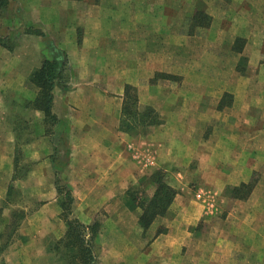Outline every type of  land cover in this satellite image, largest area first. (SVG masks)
Instances as JSON below:
<instances>
[{"label":"crops","instance_id":"obj_1","mask_svg":"<svg viewBox=\"0 0 264 264\" xmlns=\"http://www.w3.org/2000/svg\"><path fill=\"white\" fill-rule=\"evenodd\" d=\"M17 1L25 8L20 11L25 24L33 25L32 19L39 17L38 20L47 29L40 33L27 31L0 36V200H5L15 189L9 184L11 181L24 178L18 172L19 150L22 147L33 160L27 178L29 184H33V194L37 200L45 201L39 210L46 215L39 223L38 220L33 221V226L41 225L40 230L31 233L24 229L20 231L23 237L16 241L14 237L6 239L9 244L0 250V264H63L55 259L57 251L50 246L51 241L56 242L66 231L65 221L61 218L60 196L55 187L56 172L61 183L70 186L74 197L72 214L81 223L90 224L92 220L93 223L97 221L94 219L99 212L106 213L102 222L105 228H100L94 238L97 245H101V251L97 256L94 254L99 264H218V257L212 262L211 257L214 256L199 249L201 243L206 242L196 235L195 228L203 217L204 207L193 198L190 185L185 183L179 194L176 191L171 206H175L177 214L166 223V228L158 232L156 226L162 223L156 225L155 219L145 237L132 233L137 221L125 206L123 197L138 177L149 176L164 166V146L171 148V163L179 164L178 160L181 159L189 163L195 158V114L202 116L199 120L205 126L212 124V120L217 122L216 111L223 112L227 108L219 104L220 95L216 107L207 108L179 104L167 110L162 104L154 102L153 105L152 100L142 103V93L137 90L131 74L132 67L138 65L131 57L132 47L135 43L142 44V41L133 42L131 11L125 8L119 10L116 4L103 9L105 2L119 3L118 0H64L68 5L63 4L62 10H56V6L51 5L54 0ZM121 2L126 4L127 0ZM43 34L51 45L62 52L65 61L60 75L63 78H59L61 81L52 91L51 115L56 119L52 122L33 105L38 88L30 80L31 74L41 66L43 60L52 59L50 49L45 51ZM145 47L141 45L140 50ZM189 63L194 66L192 56H189ZM66 72L68 79L65 81ZM127 85L135 88L139 110L151 106L159 114V122L145 126L132 124L137 130L136 134L121 126L125 119L122 117V107ZM179 101H183L180 94ZM243 110L244 118L251 107ZM167 111L181 119L170 127L165 124L173 130L170 141L165 142L168 137L163 136L164 113ZM261 112L264 113V109ZM262 116L264 120V114ZM228 125L235 131V145H231V136L223 144L238 147L240 153L217 157L215 151L211 150L204 157H199L205 165L202 174L204 181L200 187L214 188L224 195L230 193L229 177L233 171L229 173L225 165H222V169L218 168L216 163H228L229 160L242 162L243 165L237 167L250 171L258 170L264 163V149H260L264 133L259 130L264 128V121L260 123L258 120L254 124L247 117L244 121H229L224 127H219L225 129ZM37 127L42 128L37 131ZM241 130L245 131L243 136ZM61 138L65 141L62 151L58 148ZM148 141L154 143V152H149V146L145 148L150 161L140 167L141 158H135V155L139 156L142 150L135 152V149L141 148L144 142L147 145ZM244 149L250 152H244ZM57 152L65 159H58L55 155ZM148 164L153 166L146 169ZM260 176L253 180L250 191L244 197L233 198L235 208L248 210L250 206H255V198L264 188L261 185L264 174ZM235 177V186L249 180L246 174L236 173ZM201 188L195 192L199 200L204 195ZM241 193L245 194V191ZM35 216L36 213L31 214L30 219L34 220ZM249 217L244 211L237 220V226L247 224L253 227L251 233L237 235L236 243L242 246L238 253L242 260H221L219 264H264V219ZM55 221L61 226L56 241L49 237ZM7 224H13V219L6 218L4 222L0 219V231ZM260 226L263 234L256 235L255 240L253 236L259 232ZM135 231L141 230L136 227ZM205 239L208 241L207 236ZM3 240L0 236V242ZM223 253L232 259L228 251ZM63 254L60 252V257Z\"/></svg>","mask_w":264,"mask_h":264},{"label":"rangeland","instance_id":"obj_2","mask_svg":"<svg viewBox=\"0 0 264 264\" xmlns=\"http://www.w3.org/2000/svg\"><path fill=\"white\" fill-rule=\"evenodd\" d=\"M118 1L119 3L115 1L105 2L103 9L110 8L112 4H116L119 10L129 9L131 11L133 42L142 41L141 45L146 46L140 50L141 45L135 43V47L133 46L131 51V57L138 64L132 67L133 71L131 72V74L133 73L132 77L135 78L133 81L138 87L133 85L142 93L140 98L142 103L152 100L153 105L154 102L159 105L162 104L167 110L176 105L179 106V104L182 106L194 104L207 108L216 107V101L220 95L219 104L227 107L223 112L217 110L216 113L218 114L215 116L218 121L214 122L212 120V124L206 126L199 120V117L202 116L195 114L197 124L196 129L193 130L197 140L195 158L189 163L182 159L178 160L179 164L171 163V148L164 146L163 159L166 160L164 166L159 170L163 173L164 183L173 188L175 194L176 191L179 194L181 188L187 183L186 185H190L193 198H196L198 202L200 201L201 207H204L203 217L195 228L196 235L206 242V244L201 243L199 249L202 252H210L211 256H214V258L211 257L212 262H215V257H218V264L221 260L224 262L242 260L238 254L242 246L236 243L238 240L237 235H241L242 232L243 234H249L253 227L247 224L243 227L237 226V220H240L239 218L242 217L244 211L253 219H264V205H262L264 203V188L256 196L255 206H250L248 210L235 208L233 198L237 193H233L231 190L229 194L224 195L223 193H217V189L202 187L204 195L200 200L195 192L198 188H201L200 186L203 185L204 181L202 174L205 165L202 164L200 156L204 157V154H208L211 150L215 151L217 157L229 155L230 153H240L238 147L232 148V146L229 147L223 144V141H229L228 139L231 136L233 139L231 145H235L233 127L228 125L224 129L219 125L224 127V124L229 121H239V119L244 121L247 117L249 122L254 124L258 123V120H260V123L264 121L262 116L264 113L261 112V109H264V0H127L126 4H123L121 0ZM63 4L68 5L64 0H54L51 3V5L56 6V10H62ZM23 8L17 0H8L0 15V36L27 31L40 33L42 30L47 29V26L38 20L39 17L32 19L33 25L28 26L25 24L20 12ZM41 36L45 51H48L49 39L45 34ZM189 56L194 58V66L189 65ZM65 76L66 81L68 79L67 72ZM60 78H63V76H60ZM221 91H223V94H221ZM179 94L183 97V101L178 103ZM149 107L151 108V106ZM246 107H251V110L246 111V116L243 118L245 112L243 109ZM180 119L179 116L175 113L172 114L170 111L164 113L165 129L163 130V136L168 137L165 142L170 141L173 134L172 128L168 127ZM157 121L159 122V114L157 115ZM200 124L203 126L200 127ZM215 126L218 128H214ZM41 128L37 127V131ZM261 129L259 130L263 134L264 131ZM149 132L150 128L146 132L147 136ZM244 132V130H241L242 136ZM224 134L227 136V140H225L226 136ZM53 137L56 138L57 136ZM64 142L62 138L59 140L58 148L61 151L65 148ZM147 146H149V152H154L155 145L150 141L147 142V145L144 142L141 148L135 149V152L142 150L139 156L135 155V158H141L140 167H143L144 162L148 163L150 161L147 158L148 150L145 149ZM260 149H264V141H261ZM244 152L249 153L250 150L244 149ZM56 154L58 159H65V156L61 158L59 152ZM28 156L27 152L21 147L18 157L20 160L18 172L24 178L11 181L9 184L13 185L15 189L7 195L5 200H0L1 221L4 222L6 218L8 220L13 219V224L3 226L0 231L1 239H4L3 242L7 238L14 237L16 241L23 237L24 234H21V232L24 229L25 232L30 231L31 233L37 229L40 230L39 226L41 227V225L33 226V221L38 220L39 223L42 216L46 215L45 212L39 210V207L45 201L37 200V197L33 194V184L32 182L29 184L30 180L27 178V171L33 166V160ZM216 164L221 169L223 168L222 165H225V170L228 169L229 173L233 171L231 177H229L231 187H235L233 184L237 183L236 173L249 176V180L241 184H251L253 180L264 174V163L255 171L238 168L237 166H241L243 163H236L233 160H229L228 163L225 161ZM151 166L153 165L148 164L146 169ZM142 177L145 176L138 177L133 183V186L138 188V201L149 197L152 192L150 188L151 181H140ZM261 185L264 186V177L261 179ZM252 208H254L253 211ZM140 212V209L131 211V216L135 221H137L136 218L138 219ZM34 213L37 216L34 220H31L33 219H30L31 214ZM176 214L175 206L170 204L165 215L156 218V225L162 223L160 226H156V230L166 228V223H169ZM105 216L106 213L99 212L94 219L101 224V227L99 225L97 230L105 228L102 224ZM15 221L18 223L16 227L14 226ZM92 221L86 225L93 224ZM38 223L35 222V224ZM136 227H139V225L135 224L133 226L132 233L138 237H145L147 229L143 230L139 227L141 231L136 232ZM258 230L259 232L253 236L255 240L257 239L256 235L264 233V231L263 233L261 231L262 226ZM60 232L61 226L58 221H55L52 223V231L49 237L56 241ZM220 234L222 236L221 240L219 239ZM205 236L208 237V241ZM93 241L91 242L92 252L93 255L96 254L97 256V253L101 251V245L99 247L97 240ZM55 243L51 241L50 246H54ZM8 244L7 241L5 248ZM59 247L60 250H58L64 252V248L61 245ZM225 251L230 253L232 259L225 256L223 253ZM60 258L64 259L63 256L60 257V254L55 257L57 261L65 264L66 262L61 261ZM97 261L95 264H99V261Z\"/></svg>","mask_w":264,"mask_h":264},{"label":"trees","instance_id":"obj_3","mask_svg":"<svg viewBox=\"0 0 264 264\" xmlns=\"http://www.w3.org/2000/svg\"><path fill=\"white\" fill-rule=\"evenodd\" d=\"M8 0H0V12L7 5ZM1 41V38H0ZM49 49L52 52V59H45L41 66L36 69L30 77L31 82L38 88L37 96L33 105L43 111L49 120L56 121L51 115L52 91L58 84L61 72L63 71L65 61L62 52L49 43ZM123 124L128 132L137 133V130L132 124L142 126L150 125L157 121V114L152 108L146 106L138 109V99L135 88L127 85L125 87V100L122 107ZM155 119V121H154ZM126 130V129H125ZM151 181V195L142 200H137V189L131 187L123 197L125 206L134 211L140 209L137 224L143 230L149 228L151 223L159 216L165 215L169 205L175 195V190L163 181V173L158 169L152 172L149 176L142 177L140 181ZM253 184H241L231 187L233 193H237L234 197H244ZM55 187L60 196L61 218L65 221L66 231L64 235L56 241L53 246L58 254H60V245L64 248L63 258L66 264H95L96 260L92 252L91 242L94 240L99 223L93 222L91 225L81 223L72 214V204L74 197L71 193L70 186L67 183H61V179L56 172ZM245 191L244 193H241ZM17 221L14 226H17ZM158 232H161L160 230ZM89 234V235H88ZM88 237H87V236ZM7 241L0 244V250L5 248ZM59 249V250H58Z\"/></svg>","mask_w":264,"mask_h":264}]
</instances>
